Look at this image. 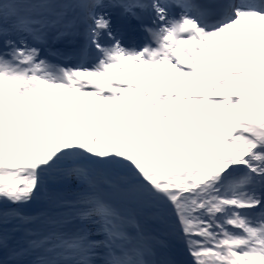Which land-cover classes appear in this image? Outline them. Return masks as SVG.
I'll use <instances>...</instances> for the list:
<instances>
[{
	"label": "snow or ice",
	"instance_id": "6c2138e0",
	"mask_svg": "<svg viewBox=\"0 0 264 264\" xmlns=\"http://www.w3.org/2000/svg\"><path fill=\"white\" fill-rule=\"evenodd\" d=\"M0 264H264V0H0Z\"/></svg>",
	"mask_w": 264,
	"mask_h": 264
},
{
	"label": "rangeland",
	"instance_id": "374dc122",
	"mask_svg": "<svg viewBox=\"0 0 264 264\" xmlns=\"http://www.w3.org/2000/svg\"><path fill=\"white\" fill-rule=\"evenodd\" d=\"M188 107L191 110V109L197 108L198 105L189 104ZM188 260L190 261L191 260V257H188Z\"/></svg>",
	"mask_w": 264,
	"mask_h": 264
},
{
	"label": "bare ground",
	"instance_id": "6f19581e",
	"mask_svg": "<svg viewBox=\"0 0 264 264\" xmlns=\"http://www.w3.org/2000/svg\"><path fill=\"white\" fill-rule=\"evenodd\" d=\"M220 49L219 48H216V50L215 51H219ZM90 104H95V103H97L96 101H90L89 102Z\"/></svg>",
	"mask_w": 264,
	"mask_h": 264
}]
</instances>
